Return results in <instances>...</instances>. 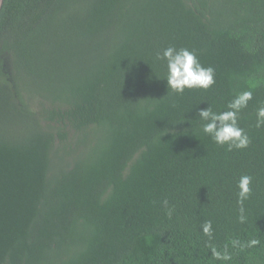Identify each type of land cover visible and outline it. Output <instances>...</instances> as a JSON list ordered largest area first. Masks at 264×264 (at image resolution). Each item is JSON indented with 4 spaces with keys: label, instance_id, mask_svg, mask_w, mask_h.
<instances>
[{
    "label": "trees",
    "instance_id": "obj_1",
    "mask_svg": "<svg viewBox=\"0 0 264 264\" xmlns=\"http://www.w3.org/2000/svg\"><path fill=\"white\" fill-rule=\"evenodd\" d=\"M169 46L215 83L167 88L156 54ZM243 91L250 143L229 151L198 110L226 111ZM260 106L264 0H4L0 264H264Z\"/></svg>",
    "mask_w": 264,
    "mask_h": 264
},
{
    "label": "clouds",
    "instance_id": "obj_2",
    "mask_svg": "<svg viewBox=\"0 0 264 264\" xmlns=\"http://www.w3.org/2000/svg\"><path fill=\"white\" fill-rule=\"evenodd\" d=\"M158 61H166L167 73L166 84L174 93L183 94L185 89H205L210 88L214 83V69L212 67H204L196 53L186 47L176 48L169 46L162 53L156 54ZM253 93L251 91H243L237 94L229 101L226 111L214 112L211 106L198 110L200 120L205 123L202 126V131L207 134L216 144L227 145L229 151L233 148H247L250 143V138L243 128L239 126V114L242 109L248 106V102L252 100ZM264 126V106H260L256 110V127ZM252 177L243 175L240 177L237 187L238 203L240 207L239 220L241 223L246 221L244 215L243 202L247 200L252 192L250 187ZM165 207L168 201L164 200ZM171 216V211L168 212ZM203 234L211 240L213 235L211 221H206L202 225ZM259 244V240L252 239L248 242V247H254ZM212 255L217 260H230L229 254L221 253L216 250L215 246L208 245Z\"/></svg>",
    "mask_w": 264,
    "mask_h": 264
},
{
    "label": "water",
    "instance_id": "obj_3",
    "mask_svg": "<svg viewBox=\"0 0 264 264\" xmlns=\"http://www.w3.org/2000/svg\"><path fill=\"white\" fill-rule=\"evenodd\" d=\"M3 3H4V0H0V11L2 9Z\"/></svg>",
    "mask_w": 264,
    "mask_h": 264
}]
</instances>
